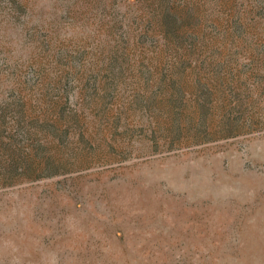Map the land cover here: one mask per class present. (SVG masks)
<instances>
[{"label":"rangeland","instance_id":"rangeland-1","mask_svg":"<svg viewBox=\"0 0 264 264\" xmlns=\"http://www.w3.org/2000/svg\"><path fill=\"white\" fill-rule=\"evenodd\" d=\"M0 264H264V0H0Z\"/></svg>","mask_w":264,"mask_h":264}]
</instances>
